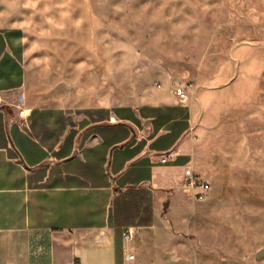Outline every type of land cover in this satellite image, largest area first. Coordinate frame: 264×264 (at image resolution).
Here are the masks:
<instances>
[{
  "label": "rangeland",
  "instance_id": "rangeland-1",
  "mask_svg": "<svg viewBox=\"0 0 264 264\" xmlns=\"http://www.w3.org/2000/svg\"><path fill=\"white\" fill-rule=\"evenodd\" d=\"M0 29L21 31L40 104L151 106L190 83L186 157L211 191L183 193L186 250L264 264V0H0Z\"/></svg>",
  "mask_w": 264,
  "mask_h": 264
},
{
  "label": "crops",
  "instance_id": "crops-1",
  "mask_svg": "<svg viewBox=\"0 0 264 264\" xmlns=\"http://www.w3.org/2000/svg\"><path fill=\"white\" fill-rule=\"evenodd\" d=\"M23 50L0 29V264H198L181 188L194 107L174 90L151 106L40 104Z\"/></svg>",
  "mask_w": 264,
  "mask_h": 264
},
{
  "label": "built area",
  "instance_id": "built-area-1",
  "mask_svg": "<svg viewBox=\"0 0 264 264\" xmlns=\"http://www.w3.org/2000/svg\"><path fill=\"white\" fill-rule=\"evenodd\" d=\"M191 86L192 85L190 83L180 84L175 90L176 96L181 100H187L189 98ZM21 113H23V111H21ZM174 156L175 154L172 151L164 153L161 157L160 162L163 164H167L173 159ZM181 188L188 197L198 201H205L210 195L211 184L207 180L197 175L191 163H188L184 166L183 169V180ZM134 234V228H126L123 231V239L125 241H130L131 239H133ZM133 258V255H129V259Z\"/></svg>",
  "mask_w": 264,
  "mask_h": 264
},
{
  "label": "water",
  "instance_id": "water-1",
  "mask_svg": "<svg viewBox=\"0 0 264 264\" xmlns=\"http://www.w3.org/2000/svg\"><path fill=\"white\" fill-rule=\"evenodd\" d=\"M261 253H259V255H260Z\"/></svg>",
  "mask_w": 264,
  "mask_h": 264
}]
</instances>
